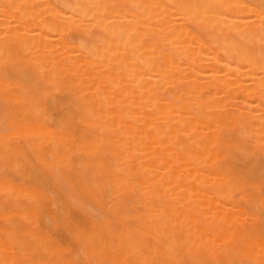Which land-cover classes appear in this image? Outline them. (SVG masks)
I'll return each mask as SVG.
<instances>
[{"label": "bare ground", "instance_id": "6f19581e", "mask_svg": "<svg viewBox=\"0 0 264 264\" xmlns=\"http://www.w3.org/2000/svg\"><path fill=\"white\" fill-rule=\"evenodd\" d=\"M0 264H264V0H0Z\"/></svg>", "mask_w": 264, "mask_h": 264}]
</instances>
